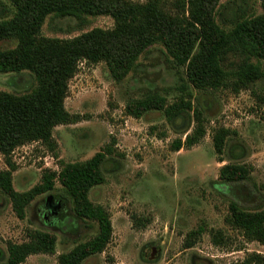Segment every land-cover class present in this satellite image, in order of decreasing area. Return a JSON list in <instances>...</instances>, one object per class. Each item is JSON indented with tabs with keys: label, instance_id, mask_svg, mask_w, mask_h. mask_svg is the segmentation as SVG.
Masks as SVG:
<instances>
[{
	"label": "rangeland",
	"instance_id": "obj_1",
	"mask_svg": "<svg viewBox=\"0 0 264 264\" xmlns=\"http://www.w3.org/2000/svg\"><path fill=\"white\" fill-rule=\"evenodd\" d=\"M220 3L227 9H221L218 20L231 19L239 6L248 13L261 12L260 0ZM112 27L108 16L86 17L81 23L72 18H47L42 35L72 38L94 28ZM15 45L12 40L2 41L0 49ZM236 61L231 55L227 57L228 63ZM33 84L27 72L0 73V91L20 94ZM263 92L264 77L251 90L238 93L229 89L198 91L187 83L184 67L159 45L148 48L120 82L111 77L104 63L82 62L69 81L64 101L77 122L55 128L56 156L40 143L14 150L13 187L17 192L28 191L41 182L45 170L58 172L60 161L84 162L109 148L111 153L102 166L105 182L90 190L89 200L109 214L112 235L103 252L82 264H242L253 255L264 260V246L245 240L225 221L232 201L250 211L264 208V109L253 96ZM153 93L164 96L170 104L180 99L191 101L200 111L205 129L199 143L173 149L177 139L184 141L194 130L192 114L173 122L158 111L139 119L126 114L128 100ZM221 128L230 135L219 156L212 137ZM233 163L246 167L248 178L222 184L218 180L220 168ZM4 170L8 166L0 155V171ZM48 207L54 209L46 212ZM200 228V235H191ZM34 231L54 235L55 251L31 255L22 264H58L59 255L91 240L98 227L76 216L58 181L54 190L28 205L22 220L0 192V263L6 262L8 243L26 242ZM217 233L223 236L220 246L212 242V234ZM150 251L156 252L154 257Z\"/></svg>",
	"mask_w": 264,
	"mask_h": 264
},
{
	"label": "trees",
	"instance_id": "obj_2",
	"mask_svg": "<svg viewBox=\"0 0 264 264\" xmlns=\"http://www.w3.org/2000/svg\"><path fill=\"white\" fill-rule=\"evenodd\" d=\"M221 0H0V42L12 40L14 48L0 49V73L32 77L33 86L24 93L0 91V155L8 170L0 171V192L5 195L19 219L37 197L54 190L58 181L71 199L72 209L82 220L97 224L98 232L89 241L78 244L70 252L58 257V264H82L103 252L112 235L110 216L101 205L89 200L92 188L102 185L105 178L102 166L109 148L96 153L89 160L76 163L60 161L58 172L45 170L41 182L25 192H17L12 177L15 166L11 154L18 147L40 143L56 156L53 132L57 126L74 124L78 118L65 109L69 81L79 64L104 63L111 77L122 81L129 75L148 48L159 45L177 65L184 67L187 83L198 91L229 89L233 93L251 90L264 77V0L261 12L248 13L237 7L234 16L219 19ZM227 9V7H225ZM108 16L111 29L94 28L72 38H48L42 35L47 18H72L81 23L86 17ZM80 29V27H77ZM232 56L236 62H227ZM258 107L264 109V92L254 93ZM158 111L169 122L192 114L194 130L184 141L174 142V151L191 147L205 135L201 113L190 100L168 103L157 93L130 99L125 106L127 115L139 119ZM227 129H218L213 147L221 155ZM223 160L219 159V162ZM249 171L239 164H226L219 170L222 184L245 181ZM226 223L242 233L245 240L264 246V208L250 211L232 201ZM200 228L191 235H200ZM29 240L20 244L8 243L6 262L22 264L36 254H53L56 237L34 231ZM212 242L220 246L221 233L212 234ZM192 243L189 244V246ZM264 261L253 255L242 264Z\"/></svg>",
	"mask_w": 264,
	"mask_h": 264
},
{
	"label": "water",
	"instance_id": "obj_3",
	"mask_svg": "<svg viewBox=\"0 0 264 264\" xmlns=\"http://www.w3.org/2000/svg\"><path fill=\"white\" fill-rule=\"evenodd\" d=\"M49 201H50V198L47 199V203H49ZM155 253H156L155 251H150V254H151L152 257L155 256Z\"/></svg>",
	"mask_w": 264,
	"mask_h": 264
},
{
	"label": "flooded vegetation",
	"instance_id": "obj_4",
	"mask_svg": "<svg viewBox=\"0 0 264 264\" xmlns=\"http://www.w3.org/2000/svg\"><path fill=\"white\" fill-rule=\"evenodd\" d=\"M47 209V211L46 212H50L52 209H54V208H50V207H48V208H46ZM55 213V212H54Z\"/></svg>",
	"mask_w": 264,
	"mask_h": 264
}]
</instances>
